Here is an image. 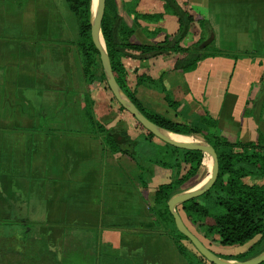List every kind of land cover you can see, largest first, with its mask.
I'll return each mask as SVG.
<instances>
[{
    "label": "crops",
    "instance_id": "0c3cea01",
    "mask_svg": "<svg viewBox=\"0 0 264 264\" xmlns=\"http://www.w3.org/2000/svg\"><path fill=\"white\" fill-rule=\"evenodd\" d=\"M50 1L0 0V244L18 233L15 225L26 240L19 260L4 257L2 245L0 264H189L170 237L147 234L154 216L139 166L113 153L92 124L112 130L130 154L135 149L127 146L143 132L112 101L104 70L95 66L86 74L76 20ZM157 1L118 0L135 30L132 42L153 45L177 31H168L165 18L135 25L133 11H163ZM184 1L208 20L216 48L244 55L209 57L190 72L171 69L170 58L139 63L159 84L139 86L137 98L147 109L194 125L211 115L229 141L255 142L264 134V57L252 54L264 52V0ZM126 131H138L137 138L129 141ZM144 156L139 165L150 178L148 198L177 172L146 168ZM218 240L205 244L215 253Z\"/></svg>",
    "mask_w": 264,
    "mask_h": 264
},
{
    "label": "trees",
    "instance_id": "16d2710c",
    "mask_svg": "<svg viewBox=\"0 0 264 264\" xmlns=\"http://www.w3.org/2000/svg\"><path fill=\"white\" fill-rule=\"evenodd\" d=\"M158 1L163 3L164 12L154 14L132 12L135 25L140 20L147 23H158L167 13L176 18L179 23L178 32L166 35L164 41L153 45L132 42L131 38L135 30L125 23L119 12L117 0L106 1L102 33L114 75L122 93L157 127L174 134L200 137L215 148L219 159V176L214 187L205 194L178 206L177 212L186 225V221L195 225L201 235L194 233L189 225L187 227L204 244L206 240L213 239L215 236L219 237L218 241L222 246L244 247L251 244L247 251L239 256H224L215 253L218 257L234 261L251 259L264 252V248L259 249L264 241V184H249L246 179L252 175L264 178V134L260 133L255 142H231L218 133V120L211 115L205 116L201 125H194L184 119L166 117L147 109L137 98L139 86L159 84V81L149 77L146 71H140L141 63L146 64L162 57L163 59L170 58L171 69L190 72L195 70L199 61L203 59L230 57L237 60L240 55L244 54L230 49L212 48L214 43L208 20L191 8H183L178 0ZM65 2L77 19L79 38L76 43L83 69L86 74H89V70L97 66L96 58L99 57L91 39L92 0H65ZM190 32L200 39L193 46L188 47L185 46L184 41ZM205 41L204 45L208 46L203 48L202 44ZM210 48L213 49V53L206 52ZM252 57H264V52L254 53ZM101 80L119 111L129 116L134 127L143 132L141 141L131 143V147L135 149L140 142H143V156L149 146V143L145 141H152L155 138L154 135L117 102L108 87L104 73ZM166 101L175 109L178 108V103L172 102L167 92ZM87 114L91 118V113ZM92 125L96 128L95 130H99L106 146L113 153L126 155L139 166L142 194L147 199L154 216L153 227L147 234L170 237L189 264H210L195 248L192 250L184 244L188 239L178 231L168 209L170 199L181 193L183 188L203 171L206 162L204 154L167 145L171 149L172 161L161 166L175 170L176 176L172 182L160 185L152 197L146 198L144 195L149 193L150 178L144 167L139 165L140 159L136 153L130 154L124 145H120L112 130H106L102 125L95 123ZM46 254L54 258L48 250Z\"/></svg>",
    "mask_w": 264,
    "mask_h": 264
},
{
    "label": "water",
    "instance_id": "95a60500",
    "mask_svg": "<svg viewBox=\"0 0 264 264\" xmlns=\"http://www.w3.org/2000/svg\"><path fill=\"white\" fill-rule=\"evenodd\" d=\"M107 0H92V19H91V39L99 53L100 60L106 76L108 87L117 100V102L133 116L148 132H150L158 140L175 148L198 151L209 156L212 163L210 175L205 184L198 188H194L173 196L168 202V209L172 215L178 231L188 239L196 251L210 264H263L264 252L260 255L245 261H228L218 257L211 249H209L185 224L181 215L177 212V207L181 204L197 198L209 190H211L219 176V159L215 148L207 142L183 143L168 138L163 130L151 122L139 109L131 102L121 91L116 77L113 72L110 56L107 52L105 41L102 33V22L106 11ZM104 46H103V44ZM119 139L118 137H116ZM124 141V140H123Z\"/></svg>",
    "mask_w": 264,
    "mask_h": 264
},
{
    "label": "rangeland",
    "instance_id": "374dc122",
    "mask_svg": "<svg viewBox=\"0 0 264 264\" xmlns=\"http://www.w3.org/2000/svg\"><path fill=\"white\" fill-rule=\"evenodd\" d=\"M178 1H179V4L183 8H186L185 1L184 0H178ZM16 2L17 3H23V2H25V0H16ZM50 2L60 4L61 6L62 5L63 6H66L68 8L65 0H51ZM117 2H118V0H117ZM157 2H161V1H157ZM161 6H163V3H162ZM137 12L139 14H154L155 10L152 9L150 6L149 7L148 6H145L144 9H140ZM162 12H164V6H163V11ZM172 17L173 16H171L170 14L167 13L165 15V17H164L165 18L164 24L168 28V31L175 32V30L177 29L176 32H178L179 23L177 22V24H178L177 25L175 23H170L169 21H171V20H166V19H169V18H172ZM72 20H76V24H77V40H78V38H79L78 22H77V19H76L75 16L72 18ZM187 38H189V41H187V42H189L188 47L189 46L190 47L193 46L200 39V38H198V36L195 37L191 32L189 33V35L187 36ZM207 40H209V39H207ZM206 41L202 44V47L203 48L208 46V45H204L206 43ZM213 41H214L213 42L214 44H213L212 48L216 47V45H217V43L215 42V40H213ZM185 46H187V45H185ZM212 48L208 49L206 52L213 53V49ZM96 65H97V67H98L99 70H104L103 69L102 62L100 60V56L96 58ZM125 134L128 137L129 141H133L134 139L137 138L138 131H131V132L126 131ZM189 137L194 138L197 142H202V141L205 142L200 137H195V136H189ZM153 140H156L154 144L152 142ZM152 141H151V143L154 145L152 148H155V149H147L146 153L144 154L145 156L143 157V160H142V162L145 164L146 168L147 167L148 168H152L151 166H154V167L155 166H160V167H162L161 166L162 164H164V163H166V164L167 163H170L172 161V158H171V155H170L171 154V149L169 148V146H167L166 143H164V142L156 139V137L154 139H152ZM142 146H143V142H140L139 143V146L135 147V153L138 156V158L142 157V151H143ZM127 148H129L130 150H132V149L134 150V147H131L130 145H128ZM204 160L205 161L207 160V162L209 161L207 155L205 156V159ZM207 162L204 163L205 164V167H204L203 171L201 172V174H199L197 178H195L185 188H183V191L182 192H185V191H188V190H191V189H194V188H198V187H200V186H202L203 184L206 183V181L209 178L210 171H211V168H212V163L209 164V162L208 163ZM174 175L175 174H173V177H174ZM246 181L249 184H253V183L260 184V185L264 184V178L257 177L255 175H252V176L248 177L246 179ZM186 223H187V225H189V227L192 229V231H194V233H196L197 235H201L199 233V231L197 230V228L195 227V225H193L192 223H190L188 221H186ZM14 229L16 231H18V233L16 235H14L10 240L7 239L6 240V243H5L6 245L5 244H0V250L2 249L1 246L3 245V247L5 249V251L3 252L4 257H6L7 256V253H8L10 256L11 255L14 256V260H19V258L22 259V257H21L20 254L23 253V248H24V245H25L26 240L24 239V233L19 228V226L15 225L14 226ZM6 231L9 232V233L12 232L13 231V227L7 228ZM184 243H185L186 246H188L192 250H195L194 247L191 245L190 242L185 241ZM205 243L208 244L207 241H205ZM250 245L251 244H248V245H245L244 247H231V246H222V245H219V246H215V247L212 246V249L218 255L220 254V255H224V256L226 255V256H234V257H236V256H239L240 254L246 252L247 249H248V247ZM9 246H11L12 249H13V247H15L14 248L15 251L11 253L10 251L12 249L11 250H7V248H9ZM262 248H264V241L261 243L259 249H262ZM17 252H18V254H14V253H17Z\"/></svg>",
    "mask_w": 264,
    "mask_h": 264
},
{
    "label": "bare ground",
    "instance_id": "6f19581e",
    "mask_svg": "<svg viewBox=\"0 0 264 264\" xmlns=\"http://www.w3.org/2000/svg\"><path fill=\"white\" fill-rule=\"evenodd\" d=\"M103 46H104V44H103ZM163 134H165L168 138H170L172 140H175L177 142H183V143H195V142H197L194 138L189 137V136L174 134L172 132H166V131H163ZM208 159H209L208 162L210 164L211 163V161H210L211 159H210L209 156H208ZM206 162H207V160H206Z\"/></svg>",
    "mask_w": 264,
    "mask_h": 264
}]
</instances>
